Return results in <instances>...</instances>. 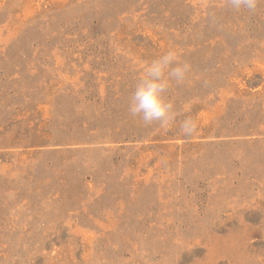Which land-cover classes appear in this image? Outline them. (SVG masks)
Segmentation results:
<instances>
[{
    "label": "rangeland",
    "instance_id": "rangeland-1",
    "mask_svg": "<svg viewBox=\"0 0 264 264\" xmlns=\"http://www.w3.org/2000/svg\"><path fill=\"white\" fill-rule=\"evenodd\" d=\"M170 48L191 137L127 112ZM0 264H264V0H0Z\"/></svg>",
    "mask_w": 264,
    "mask_h": 264
},
{
    "label": "clouds",
    "instance_id": "clouds-1",
    "mask_svg": "<svg viewBox=\"0 0 264 264\" xmlns=\"http://www.w3.org/2000/svg\"><path fill=\"white\" fill-rule=\"evenodd\" d=\"M259 2L260 0H226L231 9L249 12H254ZM190 71V64L182 60L180 51L175 48L145 62L127 102L129 116L138 118L144 127L155 126L162 132L176 128L184 137L196 135L199 123L187 115L190 106L179 109L169 96L173 84L185 83Z\"/></svg>",
    "mask_w": 264,
    "mask_h": 264
}]
</instances>
